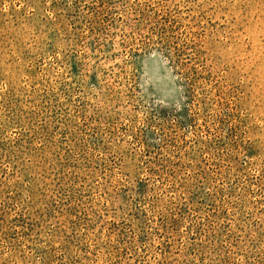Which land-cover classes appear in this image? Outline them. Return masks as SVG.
<instances>
[{
    "label": "rangeland",
    "instance_id": "374dc122",
    "mask_svg": "<svg viewBox=\"0 0 264 264\" xmlns=\"http://www.w3.org/2000/svg\"><path fill=\"white\" fill-rule=\"evenodd\" d=\"M0 264H264V0H0Z\"/></svg>",
    "mask_w": 264,
    "mask_h": 264
}]
</instances>
